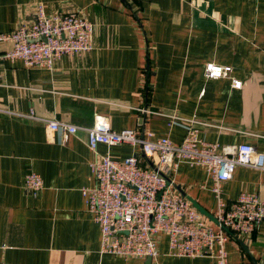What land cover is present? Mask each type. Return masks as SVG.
Instances as JSON below:
<instances>
[{"label": "crops", "instance_id": "crops-1", "mask_svg": "<svg viewBox=\"0 0 264 264\" xmlns=\"http://www.w3.org/2000/svg\"><path fill=\"white\" fill-rule=\"evenodd\" d=\"M39 4L50 14L79 10L95 26L94 46L46 68L5 59L11 44L0 41V264H218L208 256L167 255L164 234L157 259L102 253L101 228L81 191L95 184L97 154L86 133L53 131L19 114L33 110L79 126L102 117L116 130L176 144L197 120L201 138L250 143L264 154V0H0V33L35 21ZM211 62L232 71L207 79ZM171 115L182 119L169 125ZM108 152L118 160L135 153L145 167L157 161L140 145L98 146ZM32 171L44 180L37 196L25 187ZM172 177L215 224L194 205L214 214L207 169L183 162ZM243 191L264 199V175L237 166L223 197L233 202ZM227 250L229 264H264V219L252 234H230Z\"/></svg>", "mask_w": 264, "mask_h": 264}, {"label": "built area", "instance_id": "built-area-1", "mask_svg": "<svg viewBox=\"0 0 264 264\" xmlns=\"http://www.w3.org/2000/svg\"><path fill=\"white\" fill-rule=\"evenodd\" d=\"M95 26L79 10L65 9L52 14L43 4L36 10V20L21 24L10 32L0 33L1 42L11 47L3 57L12 62L23 60L28 67L52 68L64 55H82L92 51ZM230 66L214 62L205 67L207 79L228 75ZM235 88L242 81L234 79ZM0 111H3L0 109ZM149 111V110H147ZM21 116L45 122L53 131L87 135L89 148L97 154L91 162L95 184L82 188L87 210L101 228V252L128 258L157 259L160 234L168 236L167 255L175 257H213L218 264H229L227 243L230 234H252L264 219V199L259 192L243 191L233 202L223 197V185L232 179L237 166L260 171L264 175V154L250 143L221 145L200 137L188 122V131L179 144L169 137L140 135L134 129L116 130L102 117L92 126L39 116L32 110ZM169 125L178 115H171ZM140 145L154 166H143L137 154L123 160L110 153H98V146ZM207 169L215 197V224L181 195L173 175L180 163ZM25 187L35 196L44 187L43 177L36 171L26 175Z\"/></svg>", "mask_w": 264, "mask_h": 264}, {"label": "water", "instance_id": "water-1", "mask_svg": "<svg viewBox=\"0 0 264 264\" xmlns=\"http://www.w3.org/2000/svg\"><path fill=\"white\" fill-rule=\"evenodd\" d=\"M145 156V155H144ZM153 166H154V164H153ZM192 200V199H191ZM193 201V203H194V200H192ZM194 205L203 213V214H205V215H207V216H209L212 220H214L215 222H217V220H216V218L212 215V214H210V213H208L206 210H204L201 206H199L198 204H196V203H194ZM149 259H151V257H149Z\"/></svg>", "mask_w": 264, "mask_h": 264}]
</instances>
